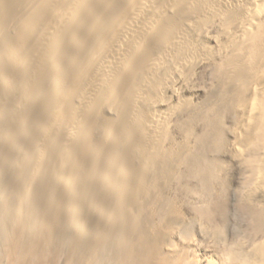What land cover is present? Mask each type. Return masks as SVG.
<instances>
[{
    "label": "bare ground",
    "instance_id": "1",
    "mask_svg": "<svg viewBox=\"0 0 264 264\" xmlns=\"http://www.w3.org/2000/svg\"><path fill=\"white\" fill-rule=\"evenodd\" d=\"M0 102L10 264H198L185 206L227 264H264V0H0Z\"/></svg>",
    "mask_w": 264,
    "mask_h": 264
},
{
    "label": "rangeland",
    "instance_id": "2",
    "mask_svg": "<svg viewBox=\"0 0 264 264\" xmlns=\"http://www.w3.org/2000/svg\"><path fill=\"white\" fill-rule=\"evenodd\" d=\"M213 30V29H212ZM210 68V69H209ZM209 69V70H208ZM202 70H204V74H202L203 72H202ZM212 65H210L209 67L207 66V68H205V69H203V68H201V69H198V72H196V74L194 75V77H193V81H192V84H190V85H194L196 88H198L199 89V92H197L196 94H195V92H191V93H194V94H189L188 92H186V93H182V95H184V96H186V97H192V100H193V102H195L197 105H195V109L197 110L198 109V112L199 111H201V110H203L202 108H204L206 105H208L209 103H212L214 100V102H216L217 101V97H216V95H215V93H214V91H212V90H209L208 88L211 86V83H212V79H213V75H212ZM211 72V73H210ZM206 73V74H205ZM210 74V75H209ZM207 76V77H206ZM209 77V78H208ZM200 78V79H199ZM201 78H203V79H201ZM197 79V80H196ZM211 82V83H210ZM198 84V85H197ZM208 84H210V85H208ZM213 84V83H212ZM180 86V87H179ZM178 86V89L180 90V92H181V90H183V86H182V88H181V85H179ZM207 87V88H206ZM211 88L213 89V86H211ZM210 88V89H211ZM205 90V91H204ZM209 90V91H208ZM165 92V93H164ZM207 92H208V94H209V96L207 95ZM168 92H166V91H163V93L162 94H165V96H163V98L165 99V100H168L169 99V97H170V94L168 93ZM204 93V94H203ZM193 95V96H192ZM207 96V97H206ZM206 101H204V100ZM202 101V102H201ZM200 102V103H199ZM7 105V103L5 104V103H2L1 104V102H0V110H2V111H0L1 113V119H0V128H2V126H8V124H10V122H9V119H6L7 117H9L10 118V111L8 110V108H12V105H11V103H10V105H8V107L6 106ZM5 108H6V111H5ZM4 113V114H3ZM6 114V115H5ZM3 117V118H2ZM177 120H178V118H176ZM176 119H174V120H172L171 121V125L173 126V127H176L177 125H178V121L176 120ZM3 120V121H2ZM229 119H226V124L228 125V126H230L231 124L229 123V121H228ZM7 121V122H6ZM3 122V123H2ZM175 122H177L176 124H175ZM230 124V125H229ZM10 129H12V127L10 128ZM0 136H1V134H0ZM229 135H226V139H228L229 137H228ZM0 140H1V138H0ZM230 142V143H229ZM24 143V142H23ZM227 143L228 144H231V137H230V140H228L227 141ZM1 144L3 145L4 144V142H2L1 141ZM227 144V145H228ZM20 145L21 146H23V144H21L20 143ZM5 146V145H4ZM20 146V147H21ZM229 147H230V145H228ZM228 146H226V147H228ZM21 148H23V147H21ZM226 150H228L227 148H226ZM207 152V151H206ZM229 152V151H228ZM224 153V154H223ZM223 153H221L222 155H223V157H222V155H220V157L221 158H224L223 160H224V164L226 165V171L228 172V175H229V185H230V187H232V188H234V189H236L238 186H236L237 184H239V179H240V176H239V171L237 170L238 168H237V164L235 163V162H233V161H230V160H232V159H230L231 157V155L229 154V153H227V151H223ZM227 153V154H226ZM16 158H17V162H20L21 164H22V161H21V158L19 157V156H16ZM19 158V159H18ZM10 164V165H9ZM6 165H8L7 166V168H8V172L10 173V172H12V174H17L18 173V168L16 167L15 168V166L12 164V162H7L6 163ZM230 167V168H229ZM233 168V169H232ZM229 169H230V171H229ZM234 176V177H233ZM238 177V178H237ZM237 178V179H236ZM232 182H233V185L231 186V184H232ZM7 181H5V180H0V195H5L6 196V194L7 193H9L8 191L10 190L9 188H10V186H7ZM9 187V188H8ZM19 187H20V189H19ZM19 187H18V189H17V192H21L22 190H21V186L19 185ZM236 187V188H235ZM232 188L230 189V193H229V197H230V201L232 200V202H233V200L236 198V193L235 192H233L234 191V189L232 190ZM6 193V194H5ZM230 194H232V195H230ZM234 194V195H233ZM232 196V197H231ZM234 198V199H233ZM234 202H236V199H235V201ZM232 203L231 204V212L232 213H234L235 215H237L238 216V218H239V220H242V218H244L243 217V214H242V212L238 209V211H236V209H237V207H236V209L235 210H233L234 209V207L233 206H235V204L236 203ZM10 201L9 200H7L6 201V205H5V208H6V210H8L9 211V208H10ZM187 209V210H186ZM193 214V212L191 213V209H188L187 208V206H185L184 208H183V215H184V219H185V221L186 222H188L189 220L191 221V224H190V226L189 227H191V228H188V230H189V232H191L192 231V233H190V235L192 236H190V237H187V239L188 238H190L191 240L192 239H194V240H190L191 241V244H190V246H191V248H190V250H189V255H190V257L193 259H196V262L198 263V264H209V262L210 263H212V262H214L213 264H227V262L224 260L225 259V257H224V249L226 248V244L224 243V241H223V234L221 235H218V238H220V240L218 239V238H216V239H211V238H207L206 236H202L201 237V235H200V233H199V227H198V225L200 226V223H203L204 225H205V227H206V229H208V228H210L211 226H210V223H208V222H205V221H207V220H205V219H207V217H199V216H197V214H194V215H192ZM242 214V215H241ZM200 215V214H199ZM197 216V217H196ZM201 216V215H200ZM240 217H242V218H240ZM200 218V219H199ZM203 218V219H202ZM202 220V221H201ZM243 222V221H242ZM241 222V223H242ZM245 222H246V220H245ZM245 222H243V224L245 225ZM240 223V222H239ZM192 225V226H191ZM236 225H233V224H230L229 226H228V229L226 228V231H225V234H224V236L225 235H227V232H228V234H236V231L238 230V227H235ZM187 227L188 226H186V229H187ZM191 229V230H190ZM234 229L236 230V231H234ZM240 229V228H239ZM231 230V231H230ZM239 231V230H238ZM237 231V232H238ZM194 237V238H193ZM228 237H230V235L228 236ZM202 239V240H201ZM208 239V240H207ZM211 240V241H210ZM193 241H195V242H193ZM222 241V242H221ZM211 244H210V243ZM213 242V243H212ZM225 244V245H224ZM218 245V246H217ZM0 246L2 247H0L1 249H0V264H10V258L8 257V254H6V252H4V249H3V246H2V243H0ZM3 249V250H2ZM193 249H194V251H193ZM197 257H196V256ZM205 255V256H204ZM207 256V257H206ZM6 259V260H5ZM207 260V261H206Z\"/></svg>",
    "mask_w": 264,
    "mask_h": 264
}]
</instances>
